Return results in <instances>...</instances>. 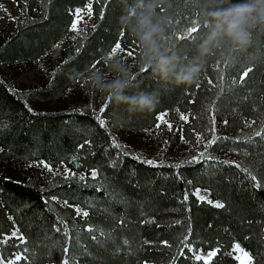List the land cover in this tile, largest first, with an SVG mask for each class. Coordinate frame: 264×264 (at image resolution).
Here are the masks:
<instances>
[{
    "label": "trees",
    "instance_id": "obj_1",
    "mask_svg": "<svg viewBox=\"0 0 264 264\" xmlns=\"http://www.w3.org/2000/svg\"><path fill=\"white\" fill-rule=\"evenodd\" d=\"M1 1L0 20H7L0 25V65L37 67L45 79L16 89L11 74H0V233L7 236L18 230L25 238L24 243L15 237L0 243V254L13 260L19 254L21 259L15 264H63L65 259L69 264L73 259L78 264H171L173 257H178L176 264H205L194 255L219 248L209 264H237L232 246L239 243L254 257L259 253L258 264H264V188H254L241 169L219 163L237 161L251 168L264 184V146L254 136L264 120V31L254 35V47L235 51L234 64H225L218 54L211 56L197 83L175 86L162 82L150 68L141 71L140 45L119 24L132 0H51L50 4L47 0H13L18 11L14 18L4 12ZM89 2L88 23L79 33L71 30L73 11ZM200 2L168 0L167 6L156 9L171 18V47L185 63L195 57L194 45L205 31ZM192 22L200 25L198 31L181 40L179 36ZM114 42L123 48L116 56L125 54L124 59L133 65L135 77L126 94L158 92V103L151 112L129 113L127 105L112 99L104 113L99 112L107 96L90 86L86 77L89 69L106 71L103 58ZM57 45L63 47V58L54 66L40 63ZM96 61H103L99 69L91 66ZM249 67L252 71L241 83ZM213 101L215 135L228 139L208 148L212 159L183 163L204 151L214 135L208 131ZM160 113L174 117L171 130L158 121ZM180 113L188 115L187 122ZM98 116L105 120L104 127ZM246 120L257 123L247 127ZM109 132L133 154L155 159L156 164L129 155L113 167L119 150L111 146ZM197 134L203 142H198ZM148 143L185 146L194 152L183 158L166 157L164 151L149 156L139 149ZM196 144L199 151L192 150ZM92 169L98 173L95 179ZM195 188L206 190L210 200L224 207L200 201L193 193ZM77 207L88 216L77 215ZM57 227L61 230L56 231ZM89 227L99 242L90 239ZM101 231L105 236L100 237ZM189 243L191 251L185 247ZM84 247L91 255L82 254Z\"/></svg>",
    "mask_w": 264,
    "mask_h": 264
},
{
    "label": "clouds",
    "instance_id": "obj_2",
    "mask_svg": "<svg viewBox=\"0 0 264 264\" xmlns=\"http://www.w3.org/2000/svg\"><path fill=\"white\" fill-rule=\"evenodd\" d=\"M168 0H132L119 17V24L141 48L139 64L150 68L162 82L191 86L198 82L207 59L219 55L225 64H234L236 50L255 46L254 35L264 31V0H201L200 15L204 33L194 45L195 57L185 63L173 44L169 29L172 20L157 13ZM106 71L89 69L87 80L101 94L117 104L127 105L129 113L151 112L158 103V92L127 95L135 74L132 63L119 57L104 58Z\"/></svg>",
    "mask_w": 264,
    "mask_h": 264
},
{
    "label": "snow or ice",
    "instance_id": "obj_3",
    "mask_svg": "<svg viewBox=\"0 0 264 264\" xmlns=\"http://www.w3.org/2000/svg\"><path fill=\"white\" fill-rule=\"evenodd\" d=\"M47 3H51V0H47ZM87 10H88V15L89 17H91V14H92V4L91 2H89L87 5ZM163 9H161L162 11ZM82 9H76L75 10V17L76 19L72 22L71 24V30L73 31H76L77 33H79V29H78V23L79 21L82 19V17L80 16V13H81ZM200 25L197 24L196 22H192V26L190 28H188L186 30L185 33L181 34L179 36V38L181 40H185L186 38H191L192 34L193 33H196L199 29ZM73 39H75V37H73ZM57 47H59V45H57ZM80 49H77V52L79 51ZM120 51H123V48H122V44L119 43V42H114L113 46L111 47L109 53H108V56L109 57H113L115 56L118 52ZM132 53H129V55H131ZM64 63H67V61H65ZM103 63V61H96L95 63H93L91 66L93 68H96V69H99V65ZM141 71H147V69H144L142 68ZM252 71V68L249 67L247 69L244 70L243 72V75L240 77V82L243 83L244 81V77L248 75L249 72ZM221 79V86H220V94H223L224 93V88L222 86V82H223V77L220 78ZM232 83H236L235 80L232 81ZM208 84L212 85L213 82L212 80H208ZM200 85H197V87H199ZM213 87H216V85H213ZM220 94L217 95V99H220ZM111 100V97H107L106 98V102L101 106V108L99 109V112L100 113H104L105 109L108 108V103L107 101H110ZM27 106V105H26ZM28 111H32L31 107H28ZM177 111H179L177 109ZM209 114H210V128L208 129V131L212 132L214 135L212 137V139L208 140L205 144V149L204 151H201L199 153L198 156H193L191 158V160H188V161H184L183 163H196V162H199V160H207V159H212V157H210L208 155V148H210L213 144H216L218 141L220 140H225V139H228L226 137H220V136H216L215 135V131H216V127H215V112H216V108H215V101H213V104L212 106L209 108ZM190 115H193V119H195V115L194 114H190ZM180 118L181 120L187 122L189 117L188 115H185L184 113H180ZM97 119L99 120V124L101 127H104L106 122L104 119L100 118L99 116L97 117ZM160 120L164 123H167V121H164V118H163V115L160 116ZM224 124H227L228 121L227 120H224L223 121ZM257 121L256 120H251V121H245V125L247 127H252L254 124H256ZM169 130H171L172 128V125L171 124H167ZM157 127H159V125H157ZM109 135L111 136V133L109 132ZM198 136V142L200 139H202V137L200 136V134H197ZM254 136L255 137H260V143L262 144V146H264V120H261V124H260V129L255 131L254 132ZM183 139V137H182ZM235 139H240L239 137L235 138ZM249 142L252 141V137H248L247 138ZM186 142V141H185ZM85 143H90V141H85ZM111 146L118 149L119 151L116 153V159L112 160V166L115 167L117 166V163L119 161V159L123 156H129V155H132L134 159L138 160V161H142L143 163L145 164H148V165H155L156 164V160L155 159H146V158H143L142 157V154H133L131 152V150L127 149L125 145H122L120 144L116 137L114 136H111ZM81 148L84 147V144H81L80 145ZM0 151H3V149H0ZM75 159V158H74ZM43 167L48 169L49 171H53L51 165L47 164V163H43ZM219 163H222V164H228L230 166H235L236 168L238 169H241L242 172H244L246 174V178L250 179L252 182H253V187L256 188V189H262L264 188V184H262L259 180H257V175H254L253 174V171L251 170V168L249 167H242V165L237 162V161H228V160H225V161H220ZM174 167L176 168H180L181 167V164H175ZM65 171H69V170H65ZM57 174L58 173V170H57ZM73 175H75V173H72ZM97 171L95 169H92L91 170V177L93 179H95L97 177ZM262 175H264V173H262ZM84 176L81 175L80 176V179L81 180H84ZM188 183H191V181H189ZM194 195L198 197V199L200 201H205L207 200V203L208 204H213L215 207L217 208H223L224 207V204L222 203H219V202H216L214 203L212 200L210 199H207V196L206 195H201L200 194V190L199 189H196L195 192H194ZM52 199L54 200L55 197H52ZM188 199V195L187 193H185L184 195V200L186 201ZM63 204L65 206H71V205H68V201H63ZM76 214L77 215H83L84 217H87L88 216V212L87 211H83L82 209H80L79 207L76 208ZM59 219V218H58ZM145 223H155V220H146V221H143ZM59 223L60 224H63L65 227H66V222H64L62 219L59 220ZM125 223V221L122 219L121 220V224L123 225ZM176 223H180L179 221H177ZM56 231H60L61 229L59 227H57L55 229ZM86 231L89 233L90 235V239L94 242H99V237L95 234V231L93 228L89 227L86 229ZM105 236V233H103L102 231L100 232V237H103ZM13 237H15L17 240H19L20 243H24L25 242V238L23 237V234H18V230L16 231H13L11 232L9 235L7 236H4L3 233H0V243H7L8 240H11ZM185 240H187V236H185L184 238ZM125 244H127V240L124 241ZM145 243H149L148 241H145ZM163 243L165 245H167V241H163ZM183 243V241H182ZM185 247H188L189 251H191V246H190V243L189 244H186ZM233 248V252H239L240 255H236L235 258L237 260L240 261V264H258V261H257V257L260 255L259 253H257V256L254 257L250 252L248 251H245L244 249L241 248L240 244L239 243H236L232 246ZM220 251L219 248H215V249H212L210 250L206 255L200 253V252H197L195 255H194V259L195 260H203L205 261V264H209V262L212 260L213 257H215L217 255V253ZM64 252L67 253L68 252V249L67 248H64ZM233 252H227L225 253L226 255H232ZM82 254L84 255H91V253L88 252V249L87 247H84L82 249ZM183 251L181 250V252L179 253V255H183ZM241 255L245 258L244 260H241ZM21 259V256L19 254H17L13 259H7L5 257H3L2 254H0V264H15V261H19ZM95 259V257L93 258ZM178 259V257H173L172 260H171V264H176V260ZM63 264H69L68 260L65 259L63 261ZM72 264H78V262L73 259L72 261Z\"/></svg>",
    "mask_w": 264,
    "mask_h": 264
},
{
    "label": "rangeland",
    "instance_id": "obj_4",
    "mask_svg": "<svg viewBox=\"0 0 264 264\" xmlns=\"http://www.w3.org/2000/svg\"><path fill=\"white\" fill-rule=\"evenodd\" d=\"M1 8L4 10V12L11 18H14L18 15V11L15 8V3L13 0H2L1 1ZM78 9H82L80 16L82 17V19L79 21L78 23V29L82 28L84 25H86L88 23V10L87 7H83V8H78ZM76 10V9H75ZM75 10L73 11V19L72 22L76 19L74 13ZM5 20H0V25L3 26L5 24ZM72 24V23H71ZM116 56V55H115ZM126 55H122L121 58H125ZM63 58V47L62 45H59V47L55 46L53 47L46 55L45 59L42 60L40 63L43 64H48V65H52L54 66L57 62H59L61 59ZM0 74L5 75V74H11L13 76V78L15 79L13 86L16 89H23L26 88L28 86L34 85L39 83L43 78L45 79V75L42 71H40L37 67L36 68H20V66H12L10 68H8L6 65H0ZM12 79V78H10ZM163 115L164 121H167V123H164V125L168 128L167 124H171L172 125V118H174L173 116L170 118V116L166 113H160L157 118L158 121L160 120V116ZM153 136V133H152ZM200 142H203L201 140H199ZM198 144L195 145V147L192 150H197L199 151ZM140 150H143V153H147V155L151 156V155H156V154H160L163 151L166 152L165 155L167 156H172L173 158H183L184 155H190L193 154L194 151L192 152H188L187 149L178 146V145H174L172 147H166L165 143H161L159 144H147L146 146L144 145V148H139ZM59 169H62V166L58 167ZM196 189L200 190V194L201 195H206L207 199L209 198L208 192L204 189L201 188H195L194 192ZM193 192V193H194ZM197 197V196H196ZM198 198V197H197ZM207 201V200H206ZM214 203H216L217 201H213ZM204 255H206L208 252H200ZM234 255H240L239 252H234ZM245 258L241 255V260H244ZM237 260V259H236ZM237 264H240V261L237 260Z\"/></svg>",
    "mask_w": 264,
    "mask_h": 264
}]
</instances>
